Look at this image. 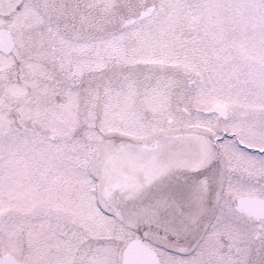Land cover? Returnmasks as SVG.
Masks as SVG:
<instances>
[{"label": "snow or ice", "instance_id": "1", "mask_svg": "<svg viewBox=\"0 0 264 264\" xmlns=\"http://www.w3.org/2000/svg\"><path fill=\"white\" fill-rule=\"evenodd\" d=\"M0 264H264V0H0Z\"/></svg>", "mask_w": 264, "mask_h": 264}]
</instances>
